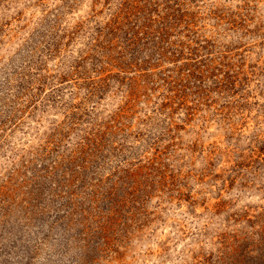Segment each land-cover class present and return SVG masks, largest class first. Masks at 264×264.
<instances>
[{
    "label": "rangeland",
    "instance_id": "obj_1",
    "mask_svg": "<svg viewBox=\"0 0 264 264\" xmlns=\"http://www.w3.org/2000/svg\"><path fill=\"white\" fill-rule=\"evenodd\" d=\"M264 0H0V264H263Z\"/></svg>",
    "mask_w": 264,
    "mask_h": 264
},
{
    "label": "trees",
    "instance_id": "obj_2",
    "mask_svg": "<svg viewBox=\"0 0 264 264\" xmlns=\"http://www.w3.org/2000/svg\"><path fill=\"white\" fill-rule=\"evenodd\" d=\"M263 264H264V262H263Z\"/></svg>",
    "mask_w": 264,
    "mask_h": 264
}]
</instances>
